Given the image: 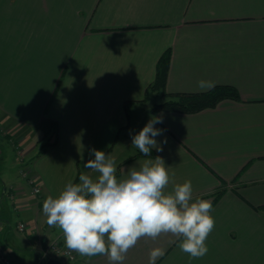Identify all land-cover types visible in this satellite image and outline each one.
<instances>
[{"label":"crops","instance_id":"1","mask_svg":"<svg viewBox=\"0 0 264 264\" xmlns=\"http://www.w3.org/2000/svg\"><path fill=\"white\" fill-rule=\"evenodd\" d=\"M166 50V92H204L203 80L240 98L195 113L149 110L146 124L162 119L163 150L119 159L131 118L161 102L146 89ZM92 149L115 159L118 179L159 156L168 191L190 180L193 200L212 202L202 258L162 234L141 238L122 264H149L156 247L165 254L155 264H264V0H0V247L14 261L36 264L52 242L66 247L43 201L82 173L95 177L84 168ZM74 254L75 264H110Z\"/></svg>","mask_w":264,"mask_h":264},{"label":"clouds","instance_id":"2","mask_svg":"<svg viewBox=\"0 0 264 264\" xmlns=\"http://www.w3.org/2000/svg\"><path fill=\"white\" fill-rule=\"evenodd\" d=\"M212 82L200 81L201 89L210 90ZM162 123L153 117L132 137V146L145 157L151 149L162 151L155 137ZM94 159L84 168L95 177L82 173L79 182L69 181L56 197L43 201V214L50 227H58L66 248L81 256H106L110 264H122L128 251L144 237L158 239L170 234L179 241L180 250L190 258L207 254L206 240L215 227L211 215L212 202L193 200L191 181L175 184L170 191V175L163 159H145L139 167H131L123 178L116 176L115 159L103 151L92 149ZM165 254L156 247L149 253V264Z\"/></svg>","mask_w":264,"mask_h":264},{"label":"trees","instance_id":"3","mask_svg":"<svg viewBox=\"0 0 264 264\" xmlns=\"http://www.w3.org/2000/svg\"><path fill=\"white\" fill-rule=\"evenodd\" d=\"M170 62V51L166 50L159 57L156 64L155 77L147 87L146 95L156 93L161 102L155 104L150 111L167 110L181 113H195L204 109L214 108L222 100H239V94L233 86L216 85L210 90L199 93H176L166 92L165 84ZM139 155L144 156L142 153ZM153 155L151 149L150 156Z\"/></svg>","mask_w":264,"mask_h":264},{"label":"rangeland","instance_id":"4","mask_svg":"<svg viewBox=\"0 0 264 264\" xmlns=\"http://www.w3.org/2000/svg\"><path fill=\"white\" fill-rule=\"evenodd\" d=\"M150 102L148 104H143L140 107V112L131 118L130 129L128 132H126V135H131L130 145L122 149L121 153L118 155L119 159L124 158V157L127 158V157L131 156L137 150L136 147L132 146V137L134 135L138 134L139 131L146 125V122H147L146 118L150 116L149 110H150V107L152 105V104L150 105ZM139 119H140V121H138ZM7 154L11 158H14V156H16V150L10 149V151L9 150L7 151ZM19 154L22 155V153H19ZM4 155H5L4 153L2 155H0V163H1L0 167H2V165H4L3 168L6 167V162H8V157H6ZM3 158H4V160H3ZM4 170L5 169H3L2 171L0 170V173H2V175H4V173L6 172ZM47 228H48V226H47ZM53 228H54L55 233H58L60 231V229L58 227H53ZM21 234H23V233H21ZM13 235L14 236H12L10 238V240L14 239L13 243H15V245L21 246L19 243V240H18V238L21 237V235L15 233V232L13 233ZM38 255H39V257H38L36 264H45V262L50 258L58 259L56 257V255L53 254L51 251H49V252H47V254H45V250H43V249L41 250L40 253H38ZM73 255H74V260H75L76 258H75L74 252H73ZM33 256H34V254H33Z\"/></svg>","mask_w":264,"mask_h":264},{"label":"built area","instance_id":"5","mask_svg":"<svg viewBox=\"0 0 264 264\" xmlns=\"http://www.w3.org/2000/svg\"><path fill=\"white\" fill-rule=\"evenodd\" d=\"M17 152L18 154L20 153V151H17ZM29 184L31 185V188H32V194L39 195L41 193L40 186H38L33 179H29ZM16 229L17 231L22 232L25 230V225L23 223H19ZM49 251L55 254L62 264H74L75 263L73 251L68 250L66 247H59L56 242H52L48 246L47 250L45 251V254H47V252ZM0 264H21V263L14 261L0 247Z\"/></svg>","mask_w":264,"mask_h":264},{"label":"water","instance_id":"6","mask_svg":"<svg viewBox=\"0 0 264 264\" xmlns=\"http://www.w3.org/2000/svg\"><path fill=\"white\" fill-rule=\"evenodd\" d=\"M45 264H62L58 259L50 258L48 259Z\"/></svg>","mask_w":264,"mask_h":264}]
</instances>
